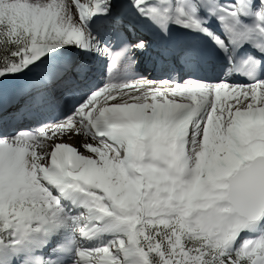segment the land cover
<instances>
[{
    "label": "snow or ice",
    "instance_id": "1",
    "mask_svg": "<svg viewBox=\"0 0 264 264\" xmlns=\"http://www.w3.org/2000/svg\"><path fill=\"white\" fill-rule=\"evenodd\" d=\"M0 264H264V0H0Z\"/></svg>",
    "mask_w": 264,
    "mask_h": 264
},
{
    "label": "rangeland",
    "instance_id": "2",
    "mask_svg": "<svg viewBox=\"0 0 264 264\" xmlns=\"http://www.w3.org/2000/svg\"><path fill=\"white\" fill-rule=\"evenodd\" d=\"M145 64V63H144ZM145 65H147V64H145ZM149 71V70H148ZM148 71H146V72H143L142 70H139V72H141L142 74H147L148 73Z\"/></svg>",
    "mask_w": 264,
    "mask_h": 264
},
{
    "label": "bare ground",
    "instance_id": "3",
    "mask_svg": "<svg viewBox=\"0 0 264 264\" xmlns=\"http://www.w3.org/2000/svg\"><path fill=\"white\" fill-rule=\"evenodd\" d=\"M143 65H144V64L141 63L140 67L143 66ZM140 67H139V68H140ZM139 68H138V69H139ZM145 68H146V66H144V69H145ZM148 69H149V66H148Z\"/></svg>",
    "mask_w": 264,
    "mask_h": 264
}]
</instances>
